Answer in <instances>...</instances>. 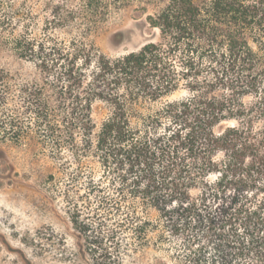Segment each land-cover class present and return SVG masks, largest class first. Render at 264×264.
I'll return each mask as SVG.
<instances>
[{
  "label": "trees",
  "instance_id": "trees-1",
  "mask_svg": "<svg viewBox=\"0 0 264 264\" xmlns=\"http://www.w3.org/2000/svg\"><path fill=\"white\" fill-rule=\"evenodd\" d=\"M124 1L95 9L105 13ZM157 1L163 6L147 17L157 39L140 50L112 58L56 42L32 48L45 81L66 84L69 99L41 102L33 111L48 121L59 152L74 149L67 183L88 202V214L103 217L99 234H91L89 220L80 227L98 246L106 239L102 231L114 238L116 228L129 227L138 245L163 223H153L151 212L179 216L184 222L173 227L207 228L218 237L221 264L228 255L263 262L264 0ZM180 88L185 96L154 112L139 108ZM96 99L111 108L99 125L92 116ZM89 154L103 166L99 178L83 163ZM80 199L71 201L76 215L83 212ZM122 211L126 220L107 221ZM103 256L119 262L109 251Z\"/></svg>",
  "mask_w": 264,
  "mask_h": 264
},
{
  "label": "rangeland",
  "instance_id": "rangeland-1",
  "mask_svg": "<svg viewBox=\"0 0 264 264\" xmlns=\"http://www.w3.org/2000/svg\"><path fill=\"white\" fill-rule=\"evenodd\" d=\"M105 1L0 0V264H113L114 259L104 258L106 251L119 256L116 264H221L218 237L207 228H185L182 223L173 227L175 221L184 222L179 216L169 219L151 212L153 223H163L149 230L148 242L138 245L129 227L116 228L114 238L112 231H102L106 239L101 246L90 244L80 227L89 220L91 234H99L103 217L88 214V202L67 183L75 166L74 149L66 146L59 152L48 121L39 122L33 111L38 103L53 106L69 99L63 94L66 84L45 81L47 75L32 57V48L36 50L41 41L56 42L72 52L114 58L157 39L158 30L150 27L147 17L163 6L161 2L126 0L105 13L97 11ZM186 94L187 89L180 88L139 108L154 112L163 101ZM110 110L105 101L94 100L92 116L98 125ZM83 161L99 178L103 166L98 157L85 155ZM72 199H80L82 213L73 212ZM125 205L127 210L130 202ZM123 219L122 211L107 221ZM228 256L227 264H264L251 256Z\"/></svg>",
  "mask_w": 264,
  "mask_h": 264
}]
</instances>
